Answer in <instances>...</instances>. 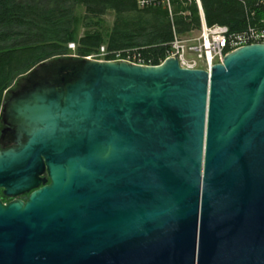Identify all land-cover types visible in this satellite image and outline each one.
<instances>
[{
  "label": "water",
  "instance_id": "water-1",
  "mask_svg": "<svg viewBox=\"0 0 264 264\" xmlns=\"http://www.w3.org/2000/svg\"><path fill=\"white\" fill-rule=\"evenodd\" d=\"M8 94L0 264H264V45L210 73L84 59Z\"/></svg>",
  "mask_w": 264,
  "mask_h": 264
},
{
  "label": "trees",
  "instance_id": "trees-1",
  "mask_svg": "<svg viewBox=\"0 0 264 264\" xmlns=\"http://www.w3.org/2000/svg\"><path fill=\"white\" fill-rule=\"evenodd\" d=\"M140 1L152 2L141 7ZM199 1L207 26L246 29L252 0H245L247 9L236 0ZM169 6L163 0H0V109L18 80L58 81L101 47L159 65L174 36L190 37L201 26L195 0H169ZM107 16L111 23L103 27Z\"/></svg>",
  "mask_w": 264,
  "mask_h": 264
},
{
  "label": "built area",
  "instance_id": "built-area-1",
  "mask_svg": "<svg viewBox=\"0 0 264 264\" xmlns=\"http://www.w3.org/2000/svg\"><path fill=\"white\" fill-rule=\"evenodd\" d=\"M195 1L198 7L199 0ZM236 1L247 9L245 0ZM151 2L140 1L139 5L143 7ZM163 2L170 11L169 0H163ZM251 6V11L247 12L248 23L244 31L230 33L229 29L224 26L214 25L209 27L201 17V26L197 35L185 38L174 36L164 60L176 58L179 67L182 69L203 70L210 73L211 68L216 64H222L223 58L229 53L247 45H264V0H252ZM107 57L111 59H107ZM85 59L124 61L133 65L151 66L145 63L138 55L108 52L104 47H101L97 52Z\"/></svg>",
  "mask_w": 264,
  "mask_h": 264
},
{
  "label": "rangeland",
  "instance_id": "rangeland-1",
  "mask_svg": "<svg viewBox=\"0 0 264 264\" xmlns=\"http://www.w3.org/2000/svg\"><path fill=\"white\" fill-rule=\"evenodd\" d=\"M111 19H112V18H111L110 16L105 17V18H104V23L102 22L101 25H102L103 27H105V25H109V24L111 23ZM88 23H90L91 25L94 24L93 21L88 22ZM88 25H89V24H86V26H88ZM86 26H84V28H83V27L80 28V35L85 31ZM193 35H197V33H193ZM70 45H71V46H70ZM68 49H69L71 55H75V54H76V45L69 44V45H68ZM42 74H43V73H40V75H42ZM29 81H30V80H25V78L20 79V80H18V82H16V83L13 84L11 90H13V91H17V90L21 89V87H23L24 85H28V84H29ZM5 95H6V94H5ZM4 99H5V98H4ZM0 125H1V122H0ZM1 143L4 144V145H7L5 141H2ZM23 197H24V196L18 197V199H21V200H22ZM9 201H11V199H7V198H6V199L3 200V203H8Z\"/></svg>",
  "mask_w": 264,
  "mask_h": 264
},
{
  "label": "flooded vegetation",
  "instance_id": "flooded-vegetation-1",
  "mask_svg": "<svg viewBox=\"0 0 264 264\" xmlns=\"http://www.w3.org/2000/svg\"><path fill=\"white\" fill-rule=\"evenodd\" d=\"M28 85H24L23 87H27ZM10 97V94L5 95V100H7ZM3 101V102H4ZM13 128L5 127L2 124L0 125V148H9L14 145V137L12 135ZM5 141L7 145L2 144L1 142ZM24 197L22 199H25L27 195H23ZM21 197V196H20ZM2 200V197H1ZM3 202V201H2Z\"/></svg>",
  "mask_w": 264,
  "mask_h": 264
},
{
  "label": "crops",
  "instance_id": "crops-1",
  "mask_svg": "<svg viewBox=\"0 0 264 264\" xmlns=\"http://www.w3.org/2000/svg\"><path fill=\"white\" fill-rule=\"evenodd\" d=\"M200 12V11H199ZM201 16V15H200Z\"/></svg>",
  "mask_w": 264,
  "mask_h": 264
}]
</instances>
